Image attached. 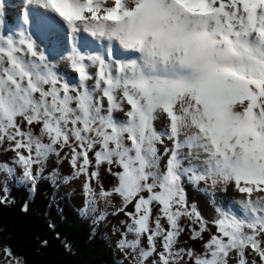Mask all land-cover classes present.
I'll return each mask as SVG.
<instances>
[{
  "label": "snow or ice",
  "instance_id": "obj_1",
  "mask_svg": "<svg viewBox=\"0 0 264 264\" xmlns=\"http://www.w3.org/2000/svg\"><path fill=\"white\" fill-rule=\"evenodd\" d=\"M24 4L6 27L0 0V173L34 192L68 160L124 264H264V0Z\"/></svg>",
  "mask_w": 264,
  "mask_h": 264
},
{
  "label": "trees",
  "instance_id": "obj_2",
  "mask_svg": "<svg viewBox=\"0 0 264 264\" xmlns=\"http://www.w3.org/2000/svg\"><path fill=\"white\" fill-rule=\"evenodd\" d=\"M59 163L49 159L34 192L0 173V189H8L0 191L7 197L0 203V244L24 264H120L104 237L103 221L79 212L50 178ZM188 195L211 214L209 193L189 188Z\"/></svg>",
  "mask_w": 264,
  "mask_h": 264
},
{
  "label": "rangeland",
  "instance_id": "obj_3",
  "mask_svg": "<svg viewBox=\"0 0 264 264\" xmlns=\"http://www.w3.org/2000/svg\"><path fill=\"white\" fill-rule=\"evenodd\" d=\"M24 0H3V19L5 21V26L7 27L9 24V20L11 19L13 22H18L20 14L24 11ZM157 127L159 128V122L157 124ZM11 155V154H8ZM0 159H8V156L0 154ZM35 171V168H34ZM73 169L69 163L68 160H61L59 163L58 171L56 173L55 180L53 181L56 186L59 188L60 191H62L64 194H66L70 201L73 203L74 207L81 212L82 207L85 203V196L83 194L82 185L84 183V177L81 176L79 178L70 179L67 182H65V177L72 176ZM22 174V170L17 167L16 168V175L20 176ZM101 181L107 186L108 178L103 173V170L101 171ZM19 185L25 186L28 190L30 189V184H21L17 182ZM93 187H97L96 182H93ZM30 191V190H29ZM33 192V191H30ZM214 196L218 201L221 199H229L232 198L235 194L229 190L227 193L222 192L220 190H216L215 192L209 193V196ZM100 211H107L111 212L114 211V208L109 205H105L103 202H100L99 205V211L96 213L89 212L87 214L88 217L93 219V222L98 221L96 217L99 215ZM82 213V212H81ZM123 219L122 214L119 216H108L106 220L103 221L104 226V237L107 239V241L110 243V245L115 250L116 259L120 264H124L123 256L121 252L116 247V240L119 238V233L113 231V226H119V221ZM129 239H131V236H129ZM0 248H2V245H0ZM0 263L5 264V260L3 257V253L0 252Z\"/></svg>",
  "mask_w": 264,
  "mask_h": 264
},
{
  "label": "flooded vegetation",
  "instance_id": "obj_4",
  "mask_svg": "<svg viewBox=\"0 0 264 264\" xmlns=\"http://www.w3.org/2000/svg\"><path fill=\"white\" fill-rule=\"evenodd\" d=\"M0 245H2V244H0ZM2 247H3V245H2ZM1 264V263H0Z\"/></svg>",
  "mask_w": 264,
  "mask_h": 264
}]
</instances>
